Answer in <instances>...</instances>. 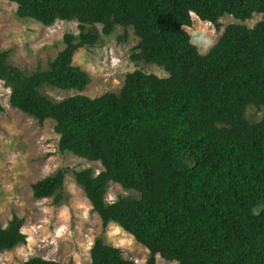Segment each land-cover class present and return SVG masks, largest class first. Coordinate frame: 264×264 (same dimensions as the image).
Returning <instances> with one entry per match:
<instances>
[{"label": "trees", "instance_id": "obj_1", "mask_svg": "<svg viewBox=\"0 0 264 264\" xmlns=\"http://www.w3.org/2000/svg\"><path fill=\"white\" fill-rule=\"evenodd\" d=\"M20 19L44 26L76 21L47 69L27 73L0 50V79L10 103L43 123L56 122L60 151L100 163L74 172L106 229L112 222L174 264H264V17L252 27L232 22L201 54L184 29L189 12L220 30L225 14L245 21L264 13V0H7ZM101 24L99 30L96 25ZM90 26L91 29H86ZM117 26L138 37L131 58L167 76L136 69L119 92L55 100L43 86L83 92L89 74L72 63ZM262 110L252 120L247 110ZM4 107L0 101V111ZM65 171L32 184L37 198L65 201ZM138 193L107 201L111 182ZM24 219L0 220V252L26 243ZM22 264H60L32 257ZM91 264H136L99 237Z\"/></svg>", "mask_w": 264, "mask_h": 264}, {"label": "rangeland", "instance_id": "obj_2", "mask_svg": "<svg viewBox=\"0 0 264 264\" xmlns=\"http://www.w3.org/2000/svg\"><path fill=\"white\" fill-rule=\"evenodd\" d=\"M16 11L15 3L0 0V50L8 49L10 62L27 73H33L38 68L47 69L48 61L54 59L65 46L62 41L64 35L80 32L76 21L57 20L51 26H44L32 19H20ZM263 17L264 13H256L250 19L241 21L225 14L220 18L222 26L217 30L213 24L193 15V25L184 29L192 36L197 29L206 27L217 41L229 23L239 22L252 27ZM96 27L101 30L102 25L97 24ZM86 29L91 27L86 26ZM123 33V27L117 26L112 34H102L95 47H82L74 52L72 63L91 78L83 92L48 85L43 86L42 92L55 100L76 94L97 98L108 91L119 92L126 75L136 69L167 76L165 70L155 64L133 60L131 49L138 37L130 28L127 39L123 41L119 39ZM10 95L11 88L0 79V101L4 107L0 111V220L6 227L14 215L22 217L24 225L21 231L26 235V243L0 252V264H22L32 257L60 264H91V249L99 237L107 245L121 248L125 258L134 260L136 264H147V247L114 222L104 229L101 217L75 181V171L92 168L98 173L102 169L100 163L60 151L56 122L47 119L40 123L12 106ZM262 114V110L255 108L247 110V116L252 120ZM59 170L65 171L66 200L56 204L54 197L37 198L32 184ZM131 195L138 196V193L112 181L107 201ZM157 263L174 264L160 256H157Z\"/></svg>", "mask_w": 264, "mask_h": 264}, {"label": "clouds", "instance_id": "obj_3", "mask_svg": "<svg viewBox=\"0 0 264 264\" xmlns=\"http://www.w3.org/2000/svg\"><path fill=\"white\" fill-rule=\"evenodd\" d=\"M189 15H195L189 12ZM190 42L195 46L201 54H207L216 44V39L210 34L208 28H199L192 34Z\"/></svg>", "mask_w": 264, "mask_h": 264}]
</instances>
